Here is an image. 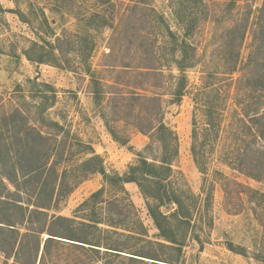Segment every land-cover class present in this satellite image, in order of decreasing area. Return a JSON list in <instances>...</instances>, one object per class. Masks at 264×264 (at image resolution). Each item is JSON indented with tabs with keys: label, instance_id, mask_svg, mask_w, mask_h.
Returning a JSON list of instances; mask_svg holds the SVG:
<instances>
[{
	"label": "rangeland",
	"instance_id": "obj_1",
	"mask_svg": "<svg viewBox=\"0 0 264 264\" xmlns=\"http://www.w3.org/2000/svg\"><path fill=\"white\" fill-rule=\"evenodd\" d=\"M143 160L184 202L180 264H264V0H0V194L88 222L104 189L101 227L169 262L146 264H178L149 211L158 189L95 172L131 177ZM6 238L0 264L4 249L31 264L33 238L17 256Z\"/></svg>",
	"mask_w": 264,
	"mask_h": 264
},
{
	"label": "trees",
	"instance_id": "obj_2",
	"mask_svg": "<svg viewBox=\"0 0 264 264\" xmlns=\"http://www.w3.org/2000/svg\"><path fill=\"white\" fill-rule=\"evenodd\" d=\"M180 70L181 72L185 71L182 67ZM177 95L179 98H182L184 96L183 90H179ZM91 160H99V158L94 157ZM159 170L160 168L157 165L150 164L146 160H143L139 168H133V174L131 177L110 178L103 165H100L95 172L102 174L107 181L111 179L110 181L114 183V185H120V188L124 191L125 184L132 182L137 183L140 189L144 191L141 181L136 176V173L139 171L144 175L143 181L150 183L153 187L155 186L158 189V197H153L158 204L156 207L149 205V211L162 239L172 244V246L168 247L179 253L175 263L180 264L183 246L177 238V233L170 219L171 217L176 219L180 218L181 214L179 210L184 208V202L178 198L172 199L167 196V186L164 184L165 180L160 176H157ZM165 170L171 171V168H165ZM25 176L28 175L25 174ZM143 193L144 195H147L145 194V191ZM161 193H164L163 196H160ZM26 195L33 198L32 194L26 193ZM103 195L104 189H101L84 203V206L93 203L92 217L88 222H78L76 219L62 216L51 217L48 214V208L43 205L35 204L32 199H30L29 203L24 202L23 200H11L4 196V193L2 192L0 194L1 212L4 214L14 212L16 216H21L19 223L11 222L9 220H0V224H2L0 226V235H5L7 237L3 243L11 246L12 251H15L17 256L21 250L23 251V249L27 248V245L23 241H18L19 237L22 236L24 239L32 237L34 241L33 247L31 248L33 252L30 257L32 260L31 264H59L58 260H63L65 264H92V262L99 263L103 261L105 262H103V264H114V262L120 260H127L134 264H146V259L169 263L167 260L163 261L159 258L145 256L140 248H130L131 246L126 239L135 236L119 232L118 229L120 228L118 225L121 224L114 223L108 224L107 228L101 227V225H106L102 221V218L99 217L98 213V205L100 204V201L102 203L101 199ZM121 201L122 200H114L110 204L120 210L122 214L123 209L125 208L121 207ZM171 203L177 205L178 209L170 214V216H167L161 211V208ZM127 205L129 208L133 207L134 210L136 209L131 202ZM137 221L143 231L137 233L136 237L143 239L142 242H144V238L147 237V232L140 219L137 218ZM25 223L29 226L26 227L24 225ZM2 253L6 255L5 257L7 261L5 264H9L8 261L11 258L9 250L4 249L2 250ZM85 257H87L89 263ZM171 261L174 260L172 259ZM12 264L27 263L20 260L13 262Z\"/></svg>",
	"mask_w": 264,
	"mask_h": 264
}]
</instances>
